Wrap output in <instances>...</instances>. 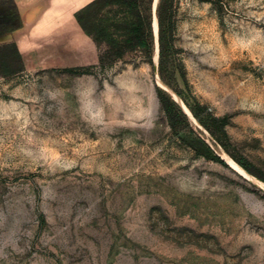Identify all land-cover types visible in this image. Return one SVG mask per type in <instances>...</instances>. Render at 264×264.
Listing matches in <instances>:
<instances>
[{
    "label": "rangeland",
    "instance_id": "obj_1",
    "mask_svg": "<svg viewBox=\"0 0 264 264\" xmlns=\"http://www.w3.org/2000/svg\"><path fill=\"white\" fill-rule=\"evenodd\" d=\"M157 3L151 55L112 65L78 24L32 47L10 33L22 69L5 58L0 77V264H264V182L187 108L226 117L231 155L264 175V0H176L165 81ZM0 19L15 22L4 6ZM160 95L193 132H172Z\"/></svg>",
    "mask_w": 264,
    "mask_h": 264
},
{
    "label": "trees",
    "instance_id": "obj_2",
    "mask_svg": "<svg viewBox=\"0 0 264 264\" xmlns=\"http://www.w3.org/2000/svg\"><path fill=\"white\" fill-rule=\"evenodd\" d=\"M151 0H94L85 6L76 15L77 24L84 33L96 43L104 42L106 47L98 56V65H112L125 56L140 52L147 56L152 52L151 17L148 6ZM213 3L220 0H200ZM0 6L6 7L15 17V22L0 19V35H7L8 47H0V77L7 75V61L5 58H14L16 70L22 69L20 54L15 47L10 33L19 27L16 15V7L13 0H0ZM147 6V7H146ZM176 0H158L156 18L158 26L159 61L158 72L163 81L164 72L167 68L165 58L167 52L173 51V35L175 31L174 19L176 14ZM104 10H107L106 13ZM111 16L112 18H109ZM177 68L174 67L173 71ZM179 72V71H178ZM181 74V71L179 72ZM160 105L172 132L179 133L189 127L187 116L168 97L160 95ZM192 117L204 128V130L219 144L224 151L230 154L232 160L243 168L248 174L264 182V175L258 172L244 159H238L231 155L227 146L229 138L226 133L228 121L226 117H216L209 109L194 101L193 105H187ZM194 134V133H193ZM186 146L195 155L211 158L213 154L210 147L198 135L187 138ZM217 159L216 157H213Z\"/></svg>",
    "mask_w": 264,
    "mask_h": 264
},
{
    "label": "crops",
    "instance_id": "obj_3",
    "mask_svg": "<svg viewBox=\"0 0 264 264\" xmlns=\"http://www.w3.org/2000/svg\"><path fill=\"white\" fill-rule=\"evenodd\" d=\"M94 0H13L19 27L17 47H32L31 37L79 35L76 15Z\"/></svg>",
    "mask_w": 264,
    "mask_h": 264
},
{
    "label": "bare ground",
    "instance_id": "obj_4",
    "mask_svg": "<svg viewBox=\"0 0 264 264\" xmlns=\"http://www.w3.org/2000/svg\"><path fill=\"white\" fill-rule=\"evenodd\" d=\"M153 27H154V31L156 33V30H157V24H156V21H154L153 23ZM155 37V36H154ZM155 39V38H154ZM168 89V88H167ZM166 89V90H167ZM177 101V100H176ZM181 106V105H180ZM182 108V107H181ZM189 113V112H188ZM234 167H236L234 164H232ZM242 173L250 180V181H253V182H256V180L254 178H252L251 176H249L245 171H242Z\"/></svg>",
    "mask_w": 264,
    "mask_h": 264
},
{
    "label": "water",
    "instance_id": "obj_5",
    "mask_svg": "<svg viewBox=\"0 0 264 264\" xmlns=\"http://www.w3.org/2000/svg\"><path fill=\"white\" fill-rule=\"evenodd\" d=\"M182 112H183V110H182ZM184 113V112H183ZM185 114V113H184ZM186 115V114H185Z\"/></svg>",
    "mask_w": 264,
    "mask_h": 264
}]
</instances>
